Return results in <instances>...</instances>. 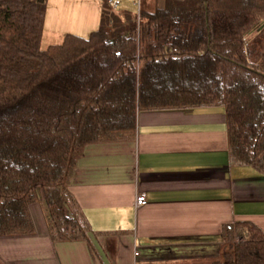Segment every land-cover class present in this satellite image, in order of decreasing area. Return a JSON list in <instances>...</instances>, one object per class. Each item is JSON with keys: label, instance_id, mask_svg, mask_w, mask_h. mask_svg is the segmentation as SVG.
<instances>
[{"label": "trees", "instance_id": "1", "mask_svg": "<svg viewBox=\"0 0 264 264\" xmlns=\"http://www.w3.org/2000/svg\"><path fill=\"white\" fill-rule=\"evenodd\" d=\"M111 2L88 38L43 49L47 0H0V237L32 235L44 199L54 241L87 239L77 161L132 141L141 111L222 108L233 162L264 175V0H165L140 21ZM235 231L210 264H264V231Z\"/></svg>", "mask_w": 264, "mask_h": 264}, {"label": "crops", "instance_id": "2", "mask_svg": "<svg viewBox=\"0 0 264 264\" xmlns=\"http://www.w3.org/2000/svg\"><path fill=\"white\" fill-rule=\"evenodd\" d=\"M69 191L88 238L54 241L41 199L32 235L0 237V264H210L233 224L264 231V175L233 162L222 108L139 112L132 141L84 148Z\"/></svg>", "mask_w": 264, "mask_h": 264}, {"label": "rangeland", "instance_id": "3", "mask_svg": "<svg viewBox=\"0 0 264 264\" xmlns=\"http://www.w3.org/2000/svg\"><path fill=\"white\" fill-rule=\"evenodd\" d=\"M108 1L109 0H47V4L50 9L48 15L46 12V16L49 19L48 22H46L44 25L43 38L41 43L42 48L44 49L49 47L50 45H59L63 43L67 35H75L83 38H88L92 32L98 31L101 26V10L98 5H100L102 8L104 3H107L109 5ZM113 1L114 0H112V2ZM134 1L135 0H120L121 5L118 8V11L130 12L131 14H134ZM164 3L165 0H141V13L143 10H146L148 12L154 11L159 7H163ZM79 8H84V21H79L81 18L80 15H78V17H75L74 20H69L68 13H79ZM239 224L240 223H235L232 225L233 230H236L234 232V243H237L239 241V237H236V232ZM231 242L232 241H228L229 244H231Z\"/></svg>", "mask_w": 264, "mask_h": 264}, {"label": "built area", "instance_id": "4", "mask_svg": "<svg viewBox=\"0 0 264 264\" xmlns=\"http://www.w3.org/2000/svg\"><path fill=\"white\" fill-rule=\"evenodd\" d=\"M113 4V8L116 9L118 8L121 3L120 0H115L112 2ZM141 0H135L133 3V6L135 7V12L137 15V20L140 21V16H141ZM146 203V196L144 194H139L137 195L136 199H135V208L138 209L142 206H144ZM136 256H138V253L136 254Z\"/></svg>", "mask_w": 264, "mask_h": 264}]
</instances>
